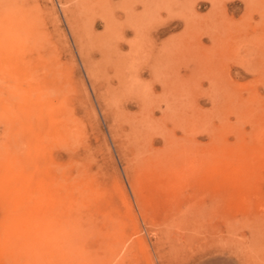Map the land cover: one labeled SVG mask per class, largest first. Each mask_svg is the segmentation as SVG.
Segmentation results:
<instances>
[{
    "label": "rangeland",
    "instance_id": "obj_1",
    "mask_svg": "<svg viewBox=\"0 0 264 264\" xmlns=\"http://www.w3.org/2000/svg\"><path fill=\"white\" fill-rule=\"evenodd\" d=\"M0 264H264V0H0Z\"/></svg>",
    "mask_w": 264,
    "mask_h": 264
}]
</instances>
